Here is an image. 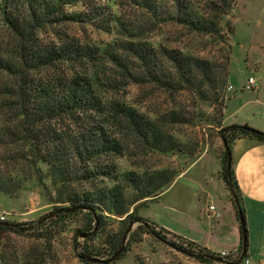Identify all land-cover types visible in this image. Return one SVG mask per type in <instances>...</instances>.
<instances>
[{
	"label": "rangeland",
	"instance_id": "1",
	"mask_svg": "<svg viewBox=\"0 0 264 264\" xmlns=\"http://www.w3.org/2000/svg\"><path fill=\"white\" fill-rule=\"evenodd\" d=\"M226 1L214 4L212 0H185L186 5L208 16L216 25L219 35L214 36L205 35L188 23L178 22L169 0H157L160 11L158 19L148 17L138 9H123L120 13L122 22L131 33L120 32L118 28L107 33L76 24L59 27L58 30L74 40L99 50L96 55L99 59L89 66L83 68L66 62L60 64V70L65 72V76H71L74 70L92 80L104 106L121 104L153 122L159 133L158 143L155 141L158 149L152 150L141 144L127 133L125 127L121 130L110 129L123 148L122 155L113 159L117 173L121 176L134 172L135 183L142 189L120 179L124 203L119 208L128 209V213L117 216L102 213L107 225L94 240L85 242L78 236V231L85 228L86 215L77 214L65 224H59V227L55 221L51 223L56 215L55 207L60 205L48 202L47 191L37 183L34 169L24 157V148L19 143L2 138L0 176L12 181H8L12 195L7 197L0 194V211L6 214V222L25 231L0 233V264H84L79 261L77 253L85 245L93 250L97 259L106 261L110 258L108 253L111 246L130 224L131 232L123 244V248L128 246V251L122 259L108 264H203L168 243L145 234L143 229L138 230L139 223L121 221L126 220V216L138 206L136 215L153 223L156 230H164L163 236L168 242L198 252L199 247H204L182 236H202L204 239L209 237L206 241L211 240L212 234L203 211L214 205L207 206L205 195L193 179L203 173V168L215 190H218L219 181L223 184L220 158L224 147L219 138L218 124H222L228 96L234 94L233 90L228 91V76L230 73V80L238 93L243 92L244 89L240 88L242 83L249 75L255 78L259 72L256 63L251 60L258 54L254 55V52L264 53V0ZM113 10L116 14V9ZM6 34L0 24L1 56H6L7 48L10 49V39ZM129 43L157 51L156 63L163 76L173 79V87L164 88L155 81H147L140 62L124 50ZM170 54L190 59L196 79L192 85L178 84L180 77L170 64ZM203 71L211 80L202 79ZM221 77L226 80L223 87ZM4 80L5 77L0 74V92ZM203 82L204 86L201 85ZM198 87L200 95L197 93ZM216 95L219 100L215 104ZM5 104V97L0 94V130L10 126L12 114L6 110ZM195 162L186 175L179 177ZM173 176L156 201H150L152 197H140L146 188L164 184ZM45 184L51 189L48 180ZM190 185L199 191V198H192L194 191H191ZM223 187L227 191L224 184ZM159 192L161 189L154 196ZM215 221L218 220L214 218ZM159 223L170 227L175 234L160 227ZM33 228L35 231H32ZM44 230H48L47 234ZM224 230L229 229L225 226ZM41 234L46 236L41 237ZM235 236L239 241L236 249L227 247L230 251H224L228 254L225 259L221 252H213L222 261L206 264H236L240 252L239 228ZM247 257L252 264H264V256Z\"/></svg>",
	"mask_w": 264,
	"mask_h": 264
},
{
	"label": "trees",
	"instance_id": "2",
	"mask_svg": "<svg viewBox=\"0 0 264 264\" xmlns=\"http://www.w3.org/2000/svg\"><path fill=\"white\" fill-rule=\"evenodd\" d=\"M220 1L227 3L226 0H212V3ZM156 2L157 0H0V24L10 39V49L7 48L8 51L5 52L7 55H0V74L5 77L0 94L6 99V110L13 115L9 120L10 126H4L0 130V141L6 138L24 148V157L34 169L37 183L47 191L48 202L60 205L55 207L56 215L51 223L55 221L59 227V224H65L77 214L86 215L85 228L78 231V236L85 242L94 240L107 225L102 213L111 216L128 213V209L119 208L124 203V193L119 187L120 179L142 189L135 183L134 172L121 176L117 173L113 159L122 155L123 148L110 129L121 130L125 127L129 135L152 150L158 149L155 141L158 143L159 133L153 122L130 107L117 103L104 106L94 88V82L85 75L73 70L71 76H65V72L59 68L60 64L67 62L84 68L99 59L96 56L99 50L74 40L58 29L67 24H76L107 33L117 28L120 32L131 33L122 22L121 11L126 8L138 9L146 16L158 19L160 11ZM169 2L172 3L178 22L188 23L205 35H219V30L208 16L196 11L191 5H186L185 0ZM124 50L140 62L147 81H155L164 88L173 87V79L163 76L156 63L157 51L133 43L127 44ZM169 61L180 77L179 85L194 83L196 79L188 57L170 54ZM208 78L211 80L207 72L203 71L202 79ZM222 78L220 82L223 87L226 80ZM201 85L204 86L205 82ZM196 89L200 95L201 90H198L199 87ZM218 100L216 95L214 103ZM218 133L224 147L220 158L221 180L229 192L237 218L241 216L245 222V235L242 234L239 222L240 252L236 257L237 264L247 257L249 245L243 196L234 174L232 145L241 138H251L264 144V132L245 124L224 126L219 123ZM174 177L164 184L146 188L140 197H152L150 201H156ZM46 180L51 189L47 188ZM8 181L12 182L0 176V194L11 197ZM160 189L161 192L154 196ZM137 207L121 222L133 220L139 223L138 230L143 229L145 234L168 243L200 263L222 261L206 248L199 247V251L195 252L168 242L163 236L164 230H156L153 223L136 215ZM128 228L111 246L108 260L97 259L93 250L85 245L77 253L79 261L84 264H108L122 259L128 251V246L123 248L126 236L131 232H127ZM10 231L23 233L25 230L8 222H0L1 234ZM44 231L47 234L48 230ZM39 233L41 232H37ZM43 235L45 234L40 236Z\"/></svg>",
	"mask_w": 264,
	"mask_h": 264
},
{
	"label": "crops",
	"instance_id": "3",
	"mask_svg": "<svg viewBox=\"0 0 264 264\" xmlns=\"http://www.w3.org/2000/svg\"><path fill=\"white\" fill-rule=\"evenodd\" d=\"M255 53H258L257 56H253L251 60H254L259 70L258 75L255 77L259 86L256 90H242L243 92L238 93V89L235 88L234 83L230 80L229 73L227 82L232 87L234 94L229 95L227 98L222 124L224 126L245 124L264 132V53L261 54V52L255 51L254 55ZM250 76L252 75L248 77ZM245 83L246 81L242 83L241 89H244ZM232 158L235 178L241 190L245 208L249 245L248 255L250 258L258 255L264 256V144L251 138L238 139L232 145ZM195 164L196 162L191 164L179 177L186 175L187 170ZM202 171L203 173L199 176H194L193 180L196 182L195 185L201 190V193L205 195L207 206L213 204L219 211L220 217L217 219L218 221L213 222L214 218L209 215L207 209L203 211L204 216H206L207 227L212 234V241H206L209 237L204 239L202 236L197 238L191 236L182 237L215 253L230 251L226 249L229 246L236 249L239 241L235 235L236 229L239 228V222L229 193L224 189L221 181H219L217 186L218 190H215L211 182L207 180L208 173L203 168ZM192 185L194 186V183ZM192 185L189 187L191 191H194L192 198H199V191H196ZM225 226L229 230H224ZM160 227L175 234L165 224H161ZM212 244H214V247H211Z\"/></svg>",
	"mask_w": 264,
	"mask_h": 264
},
{
	"label": "built area",
	"instance_id": "4",
	"mask_svg": "<svg viewBox=\"0 0 264 264\" xmlns=\"http://www.w3.org/2000/svg\"><path fill=\"white\" fill-rule=\"evenodd\" d=\"M259 86L258 81L256 80V78L250 76L248 77V79L246 80L245 86H244V90H256ZM232 87L229 86L228 87V91H231ZM207 212L215 219H218L220 217L219 213L216 211V208L214 206H209ZM6 214L5 213H1L0 212V222H6ZM220 255L222 257H227V253L225 252H221ZM243 264H252L250 259L248 257L244 258L242 261Z\"/></svg>",
	"mask_w": 264,
	"mask_h": 264
},
{
	"label": "water",
	"instance_id": "5",
	"mask_svg": "<svg viewBox=\"0 0 264 264\" xmlns=\"http://www.w3.org/2000/svg\"><path fill=\"white\" fill-rule=\"evenodd\" d=\"M238 221L240 222L241 228H242V234L245 235V222L244 219L241 216H238ZM132 229V224H130L127 232H129ZM244 240H246V237L244 236Z\"/></svg>",
	"mask_w": 264,
	"mask_h": 264
}]
</instances>
